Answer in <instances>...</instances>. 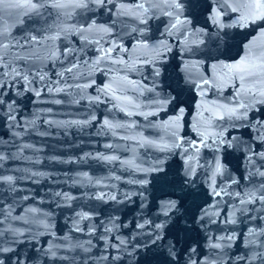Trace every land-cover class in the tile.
<instances>
[{
	"label": "water",
	"instance_id": "95a60500",
	"mask_svg": "<svg viewBox=\"0 0 264 264\" xmlns=\"http://www.w3.org/2000/svg\"><path fill=\"white\" fill-rule=\"evenodd\" d=\"M178 2L0 5V264H264V20Z\"/></svg>",
	"mask_w": 264,
	"mask_h": 264
},
{
	"label": "snow or ice",
	"instance_id": "6c2138e0",
	"mask_svg": "<svg viewBox=\"0 0 264 264\" xmlns=\"http://www.w3.org/2000/svg\"><path fill=\"white\" fill-rule=\"evenodd\" d=\"M96 3L98 4H103L104 0H95ZM173 2L175 3V6L177 8H180L181 5L178 2V0H173ZM228 0H225V3L227 4ZM5 3V0H0V5H3ZM27 3L30 4V11L32 13H34L36 16H40V9L42 7H44L43 3H40V0H27ZM17 7H23L24 5H16ZM55 7H60L59 4L54 5ZM79 7H84L85 5L83 3H81L80 5H78ZM142 7V5H141ZM242 7H244L245 9H247V11L241 15V17L239 18V20L237 22L240 21H244L245 25L248 21L251 22H255L256 20H264V0H242ZM237 8H233L232 11H237ZM186 21H180L177 20L176 24H173L172 27L176 28L178 24L181 23H185ZM5 31H7V29H5ZM0 35H2V33H0ZM33 39H35V37H33ZM241 61H238L235 65H230L229 67L237 74L239 73H246L248 75H251L252 73L248 70L247 67H242L241 66ZM245 64H249V62L245 61ZM249 66H253L250 65ZM240 79H244V76L241 75ZM243 107V106H242ZM181 112H183V109H181ZM11 118V117H10ZM0 159H2V157H0ZM7 179H11V177L7 178ZM163 225H156L157 229L162 228ZM162 239V237L157 236L156 240ZM229 239H232V237H229ZM156 240H152V243L155 244ZM174 245H169V248H173ZM214 247H219V245H214ZM0 251H7V249H0ZM171 254V253H170ZM256 256H253L252 259H256Z\"/></svg>",
	"mask_w": 264,
	"mask_h": 264
}]
</instances>
